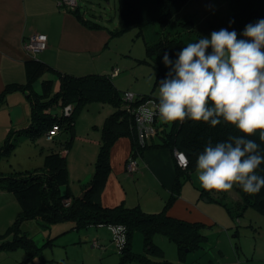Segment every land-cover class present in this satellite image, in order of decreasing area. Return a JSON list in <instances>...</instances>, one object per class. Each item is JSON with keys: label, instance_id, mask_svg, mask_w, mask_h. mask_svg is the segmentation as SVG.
I'll use <instances>...</instances> for the list:
<instances>
[{"label": "trees", "instance_id": "16d2710c", "mask_svg": "<svg viewBox=\"0 0 264 264\" xmlns=\"http://www.w3.org/2000/svg\"><path fill=\"white\" fill-rule=\"evenodd\" d=\"M191 1L118 0L120 27L109 30L112 37L116 38L134 31H138L137 35L144 36V30L149 25L158 24L160 27L161 36L157 40L145 41L146 58L140 60L154 66L156 85H159L160 79L169 72V68L162 61L164 52H169L170 56L175 59L180 48L202 35L198 34L188 40V35L194 32V22L185 17H179ZM226 2L229 21H235L229 24V29L234 28L237 33L242 32L246 24L264 17V0H226ZM66 8L88 27L104 28L101 23L85 18L79 9V4L74 9L67 6ZM172 23L180 25V30L176 32L170 30ZM44 67L43 64L33 63L32 80L43 72ZM112 76L113 74H95L74 77L61 74V85L58 91L53 90V80L45 79L41 83V92L30 95L31 123L26 128L10 129L4 145L0 147V159L8 156L11 150L18 146V140L22 136L36 141L56 124L60 126L61 131L74 134L77 114L80 107L87 102L108 101L114 106L115 111L106 118L104 123L95 172L84 186V196L78 197L67 192L69 191L67 159L66 155L61 153V149H67L69 142L62 143L59 151L52 150L53 152L46 156L42 168L32 171L0 172V191L15 194L21 204V211L9 228V234H12L13 239L0 243V251L23 248L27 259L22 263L31 261L35 257L42 258V247H39L33 237L23 230V224L32 220L44 230H51L53 226L63 223L69 224V227L61 229L60 234L49 237L45 244L46 247L54 246L60 235L72 231L82 232L91 227L109 228L113 225L125 227L127 242L119 249V264H176L165 259L164 251L154 241L156 235H163L174 242L181 253L180 258H183L186 249L197 250L207 240V237L202 234V230L208 227L206 224L191 223L171 217L168 211L181 195L185 181L190 180L191 173L195 172L198 154L203 150L209 137L215 142L227 139L230 134H239L238 130L227 123L211 128L206 123L188 119L182 122H164L159 116L153 115L151 126L156 130V135L150 141L141 142L137 129L138 111L147 103L158 102V98L153 94L136 95L133 93L134 98L128 99L127 94L130 92L119 90ZM16 88L17 86H10L0 96V107L7 95L16 91ZM68 106L72 107L69 115L64 111ZM57 109H62V113H57ZM121 138H129L131 141L132 150L128 161L141 156L150 148H168L173 152L179 150L187 156L189 164L185 170L177 166V178L171 198L161 212L146 213L138 206L106 207L102 204L101 192L112 171L111 149ZM261 167L264 168V164ZM259 174L264 175V171ZM237 190L240 201L236 208L215 198L216 202L227 208L233 220L239 219L248 208L255 209L264 215V189L258 194H248L239 186ZM202 196L213 199L209 195V189H203ZM137 231L143 236L144 250L142 253H137L133 249L132 239Z\"/></svg>", "mask_w": 264, "mask_h": 264}, {"label": "crops", "instance_id": "0c3cea01", "mask_svg": "<svg viewBox=\"0 0 264 264\" xmlns=\"http://www.w3.org/2000/svg\"><path fill=\"white\" fill-rule=\"evenodd\" d=\"M103 26V29H95L83 24L66 7L60 5V0H0V96L10 86H17L16 91L10 92L0 107V140H4L2 138L4 135L7 139L10 129H22L30 125L32 119L30 95L41 92L43 80H53V90L56 92L61 85V74L74 77L113 74L114 67L112 68V65L110 67L105 66V59L107 58L105 53L111 48L114 37L109 33L111 29L105 25ZM34 34H45L48 37V48L35 55L26 52L24 49L25 40ZM33 63L35 65L43 64L45 67L43 72L32 80ZM118 77L114 79L116 80ZM114 84L116 85L115 82ZM56 86H58V90H56ZM116 87L118 88L117 85ZM23 137L26 136L21 138ZM26 138L24 141L21 139L22 144L29 140L37 144L39 140L33 141L29 137ZM57 138L58 136L54 141H50L52 143L48 147L50 152L47 155L51 154L52 150H58L61 147ZM131 150L129 138H121L111 149L112 171L105 188L101 192V202L106 207L125 205L130 208L138 206L146 213H159L171 198L177 178L178 168L175 153L168 148L147 149L141 156L136 158L138 170L134 174H129L127 161ZM61 153L66 155V149H61ZM195 172L191 173L190 180L192 183H190L187 192L184 188L185 183L181 195L169 209L168 215L187 222H200L212 227L216 224L215 217L211 215L209 209L217 210L218 207L214 206V202L210 199H208L210 205L202 201V198L206 196H202L203 189L201 190L200 185L195 183L194 179L192 180ZM91 178L89 176L86 181L82 182L81 197L84 195V186ZM211 191L209 190V195H212ZM67 192L70 194L69 191ZM4 200L15 203V210L19 209L15 194L0 191V206L4 204ZM235 201L238 203L240 197ZM218 210L221 211L220 208ZM0 214H5V212L0 209ZM3 218L12 220L11 216L5 217L4 215ZM33 222L36 223V221ZM228 222L231 226L228 229L224 227L227 231L234 226L232 220ZM27 224L29 223L23 224V230L33 237L39 247H42V258L35 257L31 261L22 263L27 259V254L23 248L18 247L5 250L8 254L13 255V257L8 256L3 259L5 264H86L85 257L80 260L79 257L68 255L69 247L81 245L82 238L87 236L86 231H72L60 235L59 237L70 235L74 239L66 240L63 245H56L55 241L54 246L46 247L45 244L48 238L54 234H60L64 228L56 225L47 232L37 223L36 225L40 229L27 228ZM3 234L0 235V243L13 239L12 234ZM104 235V232L96 235L97 248L106 246L109 241L108 238L103 237ZM87 240L88 236L86 237ZM49 248L51 250L48 251ZM105 249L106 254L110 253L108 248L105 247ZM15 250L17 251L11 252ZM220 254H223L221 250L219 251ZM233 264L244 263L236 260Z\"/></svg>", "mask_w": 264, "mask_h": 264}, {"label": "rangeland", "instance_id": "374dc122", "mask_svg": "<svg viewBox=\"0 0 264 264\" xmlns=\"http://www.w3.org/2000/svg\"><path fill=\"white\" fill-rule=\"evenodd\" d=\"M78 4L85 18L93 19L112 30L120 27L118 0H78ZM226 4V0H192L179 15L180 18L185 17L194 22V32L190 33L187 39H192L198 34L210 36L212 30H218L222 27L229 28V11ZM180 28L181 26L177 23H172L170 30L176 32ZM159 29L158 24H151L145 28L144 36L137 35L138 31H134L116 37L111 48L105 53L107 57L106 59L103 57L105 66L110 67L112 65L114 71L119 70L118 74L113 71L114 76L112 78L122 91L133 92L136 95L153 94L158 98L159 85L155 84L156 70L153 65L140 60L146 58L145 41L157 40L161 36ZM241 33H238V39L243 38L240 35ZM115 77L118 78L115 80ZM56 90H58V86H56ZM114 111V106L108 101L87 102L80 107L77 114L74 134L60 131L57 135L59 145L69 142L66 149V159L69 176L68 187L71 195L72 193L75 196L82 195V182L86 181L89 176L93 177L100 149L99 140L101 139L102 129L106 118ZM56 112L60 114L62 109H57ZM2 138L4 140H0V147L6 141L5 135ZM21 139L24 141L27 138H20L18 146L13 148L8 156L0 159V172L32 171L44 165L46 155L50 152L48 147L52 143L47 139L46 134L38 138L37 144L30 140L22 144ZM192 180L200 185L201 190L205 189L201 186L196 172L193 174ZM185 183L184 188L187 192L192 182L186 180ZM237 188L238 186L234 185L230 190L217 191L212 189L210 192L214 206L220 208L221 211L217 207V210L209 209L211 215L215 217L216 224L202 230V234L207 237V240L202 243L201 248L194 251L186 249L183 258H180L181 253L174 242L163 235H156L154 241L164 251L165 258L179 264H233L236 260L244 264H264V215L255 209L248 208L235 221L228 215L227 208L215 200L217 198L218 201L236 208L237 202L235 200L240 197ZM202 201L206 204L209 202L206 197L202 198ZM3 203L0 209L5 214H0V235L3 233L10 235L9 228L17 218L21 210V204L17 199L19 209L15 210V203L13 204L9 200H4ZM4 215L5 217L11 216L12 220L10 218L9 220L4 219ZM229 220H232L233 223H231L234 226L227 231L224 227L228 229L231 226ZM27 223H29L26 225L27 228L40 229L33 221H27ZM63 224L58 226L69 227L68 223ZM83 231H86L88 240L86 241L87 236H84L81 245L69 247L68 255L79 257L80 260L85 257L86 264H119V249L109 228L91 227ZM236 231L238 232L236 233ZM100 232H104L103 237L108 238L109 241L106 246L97 248L98 246H94V241L96 235H99ZM65 236L59 237L56 240V245H63L66 240L71 238L70 235ZM72 239L74 238L72 237ZM132 240L134 250L142 253L144 250L142 234L139 231L135 232ZM105 247L110 250V253L106 254ZM220 250L224 255H219ZM8 256L13 257L11 253L8 254L5 250L0 251V264H5L3 259Z\"/></svg>", "mask_w": 264, "mask_h": 264}, {"label": "clouds", "instance_id": "9594fccd", "mask_svg": "<svg viewBox=\"0 0 264 264\" xmlns=\"http://www.w3.org/2000/svg\"><path fill=\"white\" fill-rule=\"evenodd\" d=\"M240 35L222 27L186 43L175 59L165 51L169 72L159 81L148 119L232 125L239 134L215 142L209 137L198 154V180L209 190L235 185L258 194L264 189V17L246 24Z\"/></svg>", "mask_w": 264, "mask_h": 264}, {"label": "built area", "instance_id": "2783aa9c", "mask_svg": "<svg viewBox=\"0 0 264 264\" xmlns=\"http://www.w3.org/2000/svg\"><path fill=\"white\" fill-rule=\"evenodd\" d=\"M60 5L65 7H70L72 9L76 8L78 5L77 0H60ZM48 48V37L45 34H34L27 38L24 42V49L26 52L35 55L36 53L45 51ZM118 74L119 71L116 70L114 72ZM128 99L134 98V94L132 92L127 94ZM155 103H147L142 106L137 115V129L139 133V140L141 142L150 141L156 135V130L151 126V119H148V110L154 107ZM72 107L68 106L64 111L67 115H69ZM61 128L58 124L52 126V128L46 133V137L49 141L54 140V138L59 134ZM175 161L177 166L181 169L185 170L189 164L187 156L176 150L175 152ZM138 170V162L136 158H131L127 163V171L129 174H134ZM109 230L112 232L113 240L117 243L118 249H121L127 242V233L126 228L123 226H110ZM94 246H98V242L94 241Z\"/></svg>", "mask_w": 264, "mask_h": 264}, {"label": "water", "instance_id": "95a60500", "mask_svg": "<svg viewBox=\"0 0 264 264\" xmlns=\"http://www.w3.org/2000/svg\"><path fill=\"white\" fill-rule=\"evenodd\" d=\"M84 195H85V194H84ZM84 195H83V196H84Z\"/></svg>", "mask_w": 264, "mask_h": 264}]
</instances>
